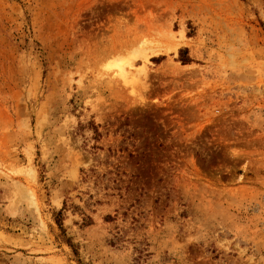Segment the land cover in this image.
<instances>
[{
	"label": "rangeland",
	"instance_id": "obj_1",
	"mask_svg": "<svg viewBox=\"0 0 264 264\" xmlns=\"http://www.w3.org/2000/svg\"><path fill=\"white\" fill-rule=\"evenodd\" d=\"M0 264H264V0H0Z\"/></svg>",
	"mask_w": 264,
	"mask_h": 264
},
{
	"label": "bare ground",
	"instance_id": "obj_2",
	"mask_svg": "<svg viewBox=\"0 0 264 264\" xmlns=\"http://www.w3.org/2000/svg\"><path fill=\"white\" fill-rule=\"evenodd\" d=\"M131 63V62H130ZM132 64V63H131ZM130 64V65H131ZM118 67H120L121 69H122V71H121V75L123 76V78H124V80L126 81L127 80V74H126V72H125V70L123 69V65L122 64H120V65H118ZM120 69V70H121ZM119 70V71H120ZM118 73V72H117Z\"/></svg>",
	"mask_w": 264,
	"mask_h": 264
}]
</instances>
